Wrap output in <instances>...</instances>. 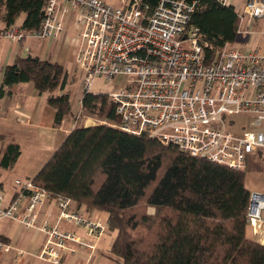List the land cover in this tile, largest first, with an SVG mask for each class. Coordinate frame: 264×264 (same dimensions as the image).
I'll use <instances>...</instances> for the list:
<instances>
[{
    "label": "built area",
    "instance_id": "1",
    "mask_svg": "<svg viewBox=\"0 0 264 264\" xmlns=\"http://www.w3.org/2000/svg\"><path fill=\"white\" fill-rule=\"evenodd\" d=\"M215 2L233 7L230 0ZM196 6V0H158L147 15L148 7L140 0H120L117 6L102 0H46L37 29L12 25L0 29V39L13 44L54 40L71 16L77 43L72 58L81 73L82 96L90 93L97 78H132L125 88L107 95L118 123L103 125L147 135L191 157L243 171L249 158L264 162V54L226 45L207 64L200 32L190 26ZM237 15L236 35L252 34L253 21L264 18V0H245L243 13ZM234 115L246 116L250 129L239 134L226 130V118ZM14 187L15 196L6 206L0 195V221H17L43 233L46 242L36 255L42 261L60 264L63 253L73 251L70 244L94 248L57 225L38 224L40 209L49 201L58 210L57 221L82 229L84 238L97 239L108 229V224L75 209L70 199L52 197L31 180H15ZM246 223L260 234L258 243L264 247V192L250 193ZM11 250L0 240V253ZM22 256L18 251L17 258Z\"/></svg>",
    "mask_w": 264,
    "mask_h": 264
},
{
    "label": "trees",
    "instance_id": "2",
    "mask_svg": "<svg viewBox=\"0 0 264 264\" xmlns=\"http://www.w3.org/2000/svg\"><path fill=\"white\" fill-rule=\"evenodd\" d=\"M140 1L149 15L158 0ZM196 1L190 26L198 28L210 64L224 46L235 43L239 19L232 6ZM45 4L0 0V22L5 29L22 19V29H37ZM66 79L63 66L28 55L3 68L0 98L13 85L32 83L47 95L58 125L71 113L69 95L57 94ZM81 109L118 123L107 95L83 94ZM20 153L17 144L0 150V168L12 169ZM245 178L244 170L97 124L74 128L31 181L77 208L105 213L108 229L115 232L111 258L120 264H264V247L246 234Z\"/></svg>",
    "mask_w": 264,
    "mask_h": 264
},
{
    "label": "crops",
    "instance_id": "3",
    "mask_svg": "<svg viewBox=\"0 0 264 264\" xmlns=\"http://www.w3.org/2000/svg\"><path fill=\"white\" fill-rule=\"evenodd\" d=\"M231 2L234 8L233 0H231ZM21 20L22 19H19L14 26L20 27ZM64 26L63 33H65V30L69 26L73 31L72 20L67 22L65 20ZM3 27V24L0 22V29H3ZM25 41L21 44H13L7 40L0 39V81L5 66L11 65L17 59L25 58L28 55L37 57L43 61L58 63L63 66L64 70H66L65 67L68 68L69 65L73 63L72 57L74 50L71 53V50L64 47L61 50H56V48H54L50 51L52 45L55 47V44L52 42L53 40H48L49 42L44 44L42 48L34 49L33 54H30V50L24 46ZM8 91L9 94L7 96L0 98V140L2 141L0 150L4 151L9 144L19 145L21 151L20 156L10 171H14V181L31 180L61 145L66 136L74 128L81 126H74L72 124V116L75 115V111L72 109L70 115L65 117L60 124L56 125L55 111L46 103L47 95H40L32 83L16 84ZM64 93H66L65 88L62 91H57L58 95ZM81 98L82 94H79L78 103L80 107ZM19 114L25 115L28 119L21 118ZM0 190L3 192L0 193L3 197V205L6 206L11 201L12 197L15 196L16 188L6 189V187L0 183ZM25 204L26 199H23L22 206L24 207ZM73 207L91 217L93 212L99 213L96 211H87L84 207L77 208L75 204ZM99 214L101 215V213ZM100 215L97 216V218H101ZM57 216L58 210L54 202L49 201L40 209L38 224L41 225L44 221H47L50 225H57L63 231L72 232L78 237L82 238L81 236H83L84 238L82 229L75 228L64 222H58ZM93 218L97 219L96 217ZM105 219L106 222L104 224L107 225V217ZM8 221L10 223H19L12 220ZM10 226L11 224H9V228L6 230L2 229L3 232H0V236L9 246H11L12 243V231L10 230ZM24 229L28 232V235L17 239L16 248L11 246L12 250L9 253H2V255L11 254L12 263H9L7 260L4 261L5 258H3L0 264H50L40 260L36 256L39 250L44 246L46 236L34 230ZM250 230L252 234L256 236L254 240L258 242L261 238L260 234H254L251 228ZM104 237L105 234L97 239H84L86 242L93 245L94 248L92 250L70 244L69 249L73 251H65L60 264H120L119 261L112 259L110 254L115 236L111 237L109 243L102 242ZM18 251L23 252L22 257L17 258Z\"/></svg>",
    "mask_w": 264,
    "mask_h": 264
},
{
    "label": "rangeland",
    "instance_id": "4",
    "mask_svg": "<svg viewBox=\"0 0 264 264\" xmlns=\"http://www.w3.org/2000/svg\"><path fill=\"white\" fill-rule=\"evenodd\" d=\"M102 1L111 4L113 6H117L120 4V0H102ZM233 4L237 14H242L245 0H233ZM69 20H71V16H68L66 22ZM250 30L251 32H253L252 34L245 37L237 36L235 43L227 45L225 48L226 49L236 48L240 50L257 51L259 54L263 55L264 54V18L254 20ZM48 42H49L48 40L27 39L25 41L24 46L30 50V54H33L34 49L42 48V46ZM52 42L55 44V47H53L52 45L50 51H52V49L54 48H56V50H61L62 48L65 47L66 49L71 50L72 53L76 45V34L71 30L69 26L65 30V33H62L60 37L54 39ZM65 69H66L65 72L67 73V79L64 88L66 89V93H68L69 95L71 109L75 111V115L72 116V124L74 126H84V125L90 126L97 124L103 125V122H108L103 118H101L98 114H89L82 111L78 103V95L82 94L81 73L77 69L74 62L70 64L68 68L65 67ZM131 79L132 78L130 77H124L122 79L113 78L111 80H106L104 78H97L92 84L90 93L109 95L110 93L117 91L119 88H125L126 84ZM249 122L250 121L246 116L234 115L231 116L230 118H226L225 127L226 130L234 134H239V132L241 131L250 129L248 125ZM1 144L2 141L0 140V145ZM244 171L246 172V178H245L246 188L250 192H254V191L264 192V162L262 158L256 157V158L247 159L246 169ZM13 172H14L13 170L6 171L0 169V183H2L6 187V189L14 188L13 182L15 176ZM0 193L3 192L0 190ZM99 215H100L99 213H95V212L92 213V217L97 218V216ZM100 217L101 218H97V219L105 223L106 222L105 218L107 216L101 213ZM9 224H11L10 230L12 231L11 246L16 248L17 239L28 235V232L24 229L25 227L22 224L13 223V222L10 223L8 219L0 221V232H3V230L9 228ZM246 234L249 239L251 240L256 239V236L252 234L249 227H247ZM114 236H115V232L108 229L105 233V237L102 240V242L109 243L111 237ZM81 237L83 238V236ZM86 240L89 239L86 238ZM3 258H5L4 261L7 260L9 263H12L11 254L2 255V253H0V261H2Z\"/></svg>",
    "mask_w": 264,
    "mask_h": 264
}]
</instances>
